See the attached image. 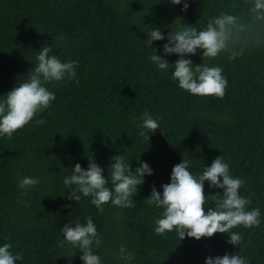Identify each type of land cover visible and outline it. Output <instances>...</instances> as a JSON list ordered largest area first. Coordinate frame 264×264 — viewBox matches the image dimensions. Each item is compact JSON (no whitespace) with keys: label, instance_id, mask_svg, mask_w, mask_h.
Wrapping results in <instances>:
<instances>
[{"label":"trees","instance_id":"1","mask_svg":"<svg viewBox=\"0 0 264 264\" xmlns=\"http://www.w3.org/2000/svg\"><path fill=\"white\" fill-rule=\"evenodd\" d=\"M183 2L0 0V101L27 78L45 46L61 62H76L78 80L44 83L55 94L50 106L11 138L0 136V246L8 243L22 257L14 264H83L78 249L58 244L60 228L84 225L89 216L101 241L92 245L100 264H204L226 253L264 264V25L257 22L258 41L236 45L243 53L234 59L228 52L202 58L200 49L185 56L193 66L220 67L228 82L222 98L193 95L171 78L179 57L163 52L168 33L187 25L204 30L221 13L247 22L254 0H187L182 11ZM156 27L165 38L149 47L147 34ZM152 48L168 61L167 70L149 59ZM145 111L159 125L147 144L138 134ZM120 154L133 171L143 162L153 172L143 177L132 207L109 201L100 212L92 197L68 198L76 186H66L64 178L77 163L87 170L91 159L112 189L110 158ZM218 156L233 178L244 181L239 194L250 199L249 210L259 208L260 224L231 229L242 235L236 246L227 243V233L199 240H180L175 230L157 234L163 209L148 203L152 187L162 193L182 160L196 175ZM25 176L40 182L22 196L18 182ZM203 187L205 196L224 191L207 181ZM209 207L214 204L205 211Z\"/></svg>","mask_w":264,"mask_h":264},{"label":"clouds","instance_id":"2","mask_svg":"<svg viewBox=\"0 0 264 264\" xmlns=\"http://www.w3.org/2000/svg\"><path fill=\"white\" fill-rule=\"evenodd\" d=\"M172 5H179L182 0H169ZM189 4L184 0L182 11L187 10ZM235 7V5H232ZM250 19L245 22L243 18L221 13L210 18L204 30L197 31L191 25L182 27L177 32L170 31L167 43L163 45L165 55L176 54L179 59L174 64L172 79L178 82V86L193 95L216 96L222 98L225 94L227 80L222 75V69L218 66L209 67L206 64L193 66L190 59L185 56L195 55L197 49L202 50V58H215L221 52H228L230 58H235L243 53L234 50L237 44L245 43L252 38H257V22L264 25V0H254V6L249 10ZM184 25V24H183ZM42 33V32H41ZM51 34V33H49ZM149 47L152 41L163 40L159 28L153 29L147 34ZM54 39V38H53ZM149 59L161 70H167L169 63L166 59L156 54V49ZM51 46H45L36 56L37 64L33 66L18 85L14 86L4 95L0 101V136L12 134L27 125L33 117L45 109L55 99V94L43 86L47 82H60L67 78L76 80V62H61L56 56L49 55ZM78 83V80H76ZM142 123L138 125L142 129L138 134L144 138L146 144L149 142V132L159 128L157 120L151 114L144 112ZM43 124V120L37 121ZM144 130H147L145 132ZM109 166L112 189L106 185L108 181L103 174V169L92 159L88 162L87 170L76 164L72 174L64 178L66 186L75 185L70 188L69 199L78 202L82 194L92 197L91 203L103 212L102 205L111 201L113 205L121 207H132V197L137 194V188L144 183L145 175H152V169L147 163L140 162L139 167L132 170L130 163H125L123 155H115L110 158ZM189 161L182 160L176 164L171 171L170 182L161 185L162 193L155 186L147 198L150 205L162 208L160 218L155 221V232L163 235L166 231L175 230L180 240L185 236L196 240L210 238L216 233H227V243L236 246L242 240V235L230 230L239 225L251 228L260 224V210L254 208L249 210L247 205L249 198L240 196L239 189L244 181L233 178L229 172V166L221 156L215 158L211 165L204 166L202 173L192 174L189 170ZM207 181L209 188L223 189V194L205 196L204 182ZM40 182L38 177H23L18 182V187L25 191L36 186ZM212 202L214 207L205 211V205ZM86 224L75 223V227L65 224L60 228L63 239L58 246L63 247L65 242L70 244L75 251L78 249L82 255L80 260L83 264H100V257L93 253L92 245L95 241L98 247L101 243L96 226L92 218L86 217ZM230 233V234H229ZM8 243L0 246V264H14L22 257L13 255ZM73 252V255L75 253ZM204 264H248V261L236 254H225L222 257H206Z\"/></svg>","mask_w":264,"mask_h":264}]
</instances>
